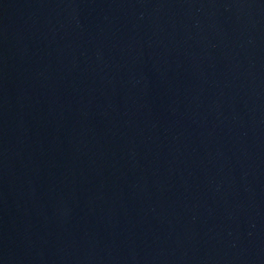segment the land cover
Masks as SVG:
<instances>
[{
	"label": "water",
	"instance_id": "water-1",
	"mask_svg": "<svg viewBox=\"0 0 264 264\" xmlns=\"http://www.w3.org/2000/svg\"><path fill=\"white\" fill-rule=\"evenodd\" d=\"M0 264H264V0H0Z\"/></svg>",
	"mask_w": 264,
	"mask_h": 264
}]
</instances>
